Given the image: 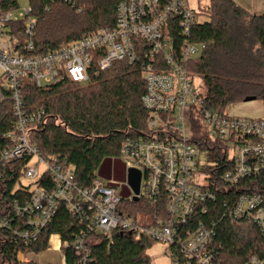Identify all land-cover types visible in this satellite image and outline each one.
<instances>
[{
	"label": "built area",
	"instance_id": "1",
	"mask_svg": "<svg viewBox=\"0 0 264 264\" xmlns=\"http://www.w3.org/2000/svg\"><path fill=\"white\" fill-rule=\"evenodd\" d=\"M49 1L75 7L79 0ZM200 2L192 8L188 0H123L112 29H99L34 54L37 19L29 2L25 10L20 9V0L3 10L9 1L0 0V104L8 98L14 116V129L6 134L12 145L0 149V173L13 161L28 159L21 179L29 194L25 200L13 201L12 217H0V229L30 244L64 205L82 226L65 245L78 256V264H86L89 257L86 237L110 241L113 231L166 245L170 264H222L217 222L199 219V214H207L205 205L214 201L215 192L205 171L212 162L193 136L194 107L201 103L202 90L186 70V64L205 48L190 40L192 27L209 11V0L202 7ZM172 31L180 35L178 44ZM138 59L146 88L141 102L147 129L153 134L125 139L118 155L126 170L139 171L138 194L129 187L130 195L122 198L114 181L99 177L89 187H79L71 167L44 159L30 143L29 127L41 119L42 112H24L20 84L26 79L37 88L65 82L86 85L97 70H106L116 61ZM199 116L207 131L204 138L221 148L225 165L231 167L220 176L221 182L234 186L264 171V119L230 117L212 110H202ZM134 197L152 208L164 201L165 216H147L143 222L128 216L120 206L136 202ZM223 217L254 225L264 243L263 196L239 195ZM60 252L65 264L61 244ZM24 256L18 253L20 263ZM244 264H264V258L251 256Z\"/></svg>",
	"mask_w": 264,
	"mask_h": 264
},
{
	"label": "trees",
	"instance_id": "2",
	"mask_svg": "<svg viewBox=\"0 0 264 264\" xmlns=\"http://www.w3.org/2000/svg\"><path fill=\"white\" fill-rule=\"evenodd\" d=\"M5 1L9 4L2 5L3 10L15 6L16 0H2ZM121 1L79 0L72 7L63 2L28 0L37 19L33 53H46L99 29H112ZM205 13L201 15L205 19L198 20L190 33V40L204 44L205 48L186 64L187 74L202 90L201 103L194 107L197 119L192 118L193 129L202 110L225 113L228 106L247 97H254L264 106V13L251 15L232 0H209V11ZM172 35L178 44L180 35L177 31H172ZM140 64L141 59L134 63L116 61L108 69L92 73L86 85L65 82L37 88L26 79L20 84L24 112H42L41 119L29 127L30 143L44 159H56L71 167L79 187L87 188L98 178L99 170L108 164L107 159L118 157L125 139L153 134L147 129L146 111L141 102L146 88ZM13 125L12 103L6 98L0 104V149L12 145L6 134L13 131ZM194 141L212 162L205 171L210 174L215 199L205 205L208 212L199 214V219L205 223L217 222L222 264H244L251 256L263 259L264 243L256 227L246 223L245 228L244 222L221 216L241 194L264 197V171L229 187L220 180L231 168L225 165V153L204 136ZM27 160L13 161L0 173V217H12L13 201L25 200L29 195L28 187L20 181ZM120 210L141 222L147 216L166 214L164 201L155 208L142 200L123 203ZM81 229L64 205L59 206L52 221L30 244H23L9 231L0 229V264H21L18 253L38 254L47 250L53 235L60 240L65 264H78V256L65 245ZM86 240L90 249L86 264H149L146 251L156 243L126 231H113L110 241L93 235Z\"/></svg>",
	"mask_w": 264,
	"mask_h": 264
},
{
	"label": "rangeland",
	"instance_id": "3",
	"mask_svg": "<svg viewBox=\"0 0 264 264\" xmlns=\"http://www.w3.org/2000/svg\"><path fill=\"white\" fill-rule=\"evenodd\" d=\"M240 5L244 6L248 11L255 12L259 15L264 12V0H237ZM189 5L193 6L192 0L188 1ZM208 0H201L200 6L207 4ZM28 6L27 0H20V9L25 10ZM242 6V7H243ZM206 14V13H203ZM204 16V15H203ZM204 17H199L198 20H204ZM225 114L230 117H242L249 119H264V106L258 101L240 102L230 105L226 108ZM197 119L194 118L193 120ZM193 136L194 139H198L207 135V131L203 123L198 119L193 124ZM203 156L202 158H204ZM108 164L105 165L102 170L105 172L106 177H102L104 180H112L119 187V195L122 198L129 196L131 190L126 182V167L119 157L108 158ZM21 184L26 186L27 183L24 179H21ZM246 228L247 224H243ZM240 227V226H238ZM167 246L161 243H154L147 251L146 255L149 258V264H170L166 254ZM25 260L21 264H28L33 262L34 264H63L60 252L54 249H47L38 254L25 255Z\"/></svg>",
	"mask_w": 264,
	"mask_h": 264
},
{
	"label": "crops",
	"instance_id": "4",
	"mask_svg": "<svg viewBox=\"0 0 264 264\" xmlns=\"http://www.w3.org/2000/svg\"><path fill=\"white\" fill-rule=\"evenodd\" d=\"M189 1V0H188ZM237 6H239L240 8H242L244 11H246L247 13H249V14H251V15H257V14H255V12L253 11V12H250V11H248L243 5V7L240 5V3H238V1L237 0H232ZM192 4H193V6H191L192 8H197L198 7V0H192ZM264 13V12H263ZM98 177L99 178H104V177H106V174H105V172L102 170V169H100L99 170V172H98ZM102 178V179H103ZM47 249H54V250H56L57 252H60V240H59V238H58V236H56V235H53V236H51V238H50V240H49V243H48V247H47ZM60 254H61V252H60Z\"/></svg>",
	"mask_w": 264,
	"mask_h": 264
},
{
	"label": "water",
	"instance_id": "5",
	"mask_svg": "<svg viewBox=\"0 0 264 264\" xmlns=\"http://www.w3.org/2000/svg\"><path fill=\"white\" fill-rule=\"evenodd\" d=\"M254 100H255L254 97H247L243 100V102H250ZM126 182H127V185L132 189L134 195L136 196L138 194L139 183H140L139 171L134 170V169L126 170ZM136 200L137 198L134 197V201Z\"/></svg>",
	"mask_w": 264,
	"mask_h": 264
}]
</instances>
